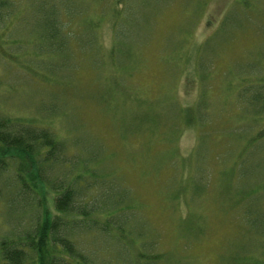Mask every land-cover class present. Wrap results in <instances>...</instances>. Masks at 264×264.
Wrapping results in <instances>:
<instances>
[{
	"label": "rangeland",
	"instance_id": "1",
	"mask_svg": "<svg viewBox=\"0 0 264 264\" xmlns=\"http://www.w3.org/2000/svg\"><path fill=\"white\" fill-rule=\"evenodd\" d=\"M5 1L0 116L47 127L65 155L44 179L30 163V185L24 157L7 162L0 242L50 219L80 174L113 190L60 219L92 263L264 264V0H69L61 51L39 0ZM119 215L128 235L103 227Z\"/></svg>",
	"mask_w": 264,
	"mask_h": 264
},
{
	"label": "trees",
	"instance_id": "2",
	"mask_svg": "<svg viewBox=\"0 0 264 264\" xmlns=\"http://www.w3.org/2000/svg\"><path fill=\"white\" fill-rule=\"evenodd\" d=\"M68 2L69 0H39L40 16L38 21L48 29L49 51H61L65 47L62 27L64 25L69 26L74 17H71L69 10L66 11ZM5 5L6 1L0 0V22L4 21L6 16L3 9ZM64 150V145L56 140L55 135L47 127L34 126L19 119L0 116V177L8 169L9 163L7 162L11 160L15 164L16 159L21 156L24 157L25 167H22L16 174L17 177H20L23 184L30 185L31 172L29 166L32 165L30 163L37 161L36 163L39 165L37 166V175L44 179V172L49 166L55 167L64 160ZM15 165L18 170L17 163ZM65 172L67 170L64 171V175L70 176ZM75 175L66 183L59 180L62 187L58 189L55 197L57 212L52 214L53 216L50 219L44 216V211L42 217L40 216V220L35 222L31 230L20 233L17 236L5 237L1 240L0 264H28L30 253L34 250L37 251L36 264H98L90 262L87 255L79 250L76 243L68 236L69 227H67L66 221L62 220L61 222L60 219H69L64 217L67 212L73 214L82 213V216L95 214L99 210H85L87 207L85 206L87 204L85 201L87 200L88 203H91L97 200V202L106 203L112 199L113 190L106 185L109 182L105 179L102 182L95 181V184L94 181L84 179L83 175ZM92 187L99 188L96 192L97 195L91 193ZM14 198L18 199L17 196H14ZM111 203L113 202L111 201ZM117 203L121 204L119 201ZM258 203L260 202L258 201ZM95 205L100 204L96 203ZM76 206H81L82 210H79L81 212L75 210ZM120 216L116 221L111 220L112 216L105 218V223H103L106 226H102L105 229L106 227L108 228L106 231L113 232L115 225H118L119 234L128 235L127 232L123 231L122 224H125V220ZM93 221L99 223V219H93ZM258 225H261V227ZM60 227H62L63 231ZM256 227L257 229H262L264 222L259 224L255 221L254 229ZM139 252V263L136 262V264H142L140 262L142 260L150 262L157 255V253L147 255L144 252L140 255Z\"/></svg>",
	"mask_w": 264,
	"mask_h": 264
}]
</instances>
